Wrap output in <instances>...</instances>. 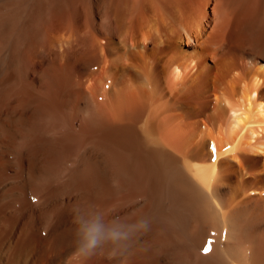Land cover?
I'll return each instance as SVG.
<instances>
[{"label":"bare ground","instance_id":"obj_1","mask_svg":"<svg viewBox=\"0 0 264 264\" xmlns=\"http://www.w3.org/2000/svg\"><path fill=\"white\" fill-rule=\"evenodd\" d=\"M97 207L126 264H264V0H0V264Z\"/></svg>","mask_w":264,"mask_h":264},{"label":"clouds","instance_id":"obj_2","mask_svg":"<svg viewBox=\"0 0 264 264\" xmlns=\"http://www.w3.org/2000/svg\"><path fill=\"white\" fill-rule=\"evenodd\" d=\"M72 225L74 254L81 264L97 255L116 264H126L125 256L132 242L150 228V221L143 216H130L127 221L120 216L109 217L97 207L90 213L74 215Z\"/></svg>","mask_w":264,"mask_h":264},{"label":"snow or ice","instance_id":"obj_3","mask_svg":"<svg viewBox=\"0 0 264 264\" xmlns=\"http://www.w3.org/2000/svg\"><path fill=\"white\" fill-rule=\"evenodd\" d=\"M203 251H204L205 253H207V252L209 251V248H208V247H205V248L203 249Z\"/></svg>","mask_w":264,"mask_h":264}]
</instances>
